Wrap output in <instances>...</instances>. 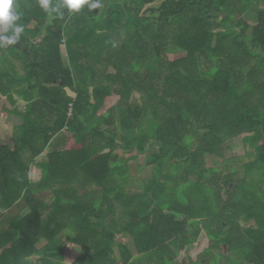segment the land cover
Segmentation results:
<instances>
[{"label":"trees","instance_id":"trees-1","mask_svg":"<svg viewBox=\"0 0 264 264\" xmlns=\"http://www.w3.org/2000/svg\"><path fill=\"white\" fill-rule=\"evenodd\" d=\"M155 1L100 0L60 17L15 0L24 32L0 46V97L27 108L0 141V237L23 226L47 239V264H64V242L84 251L75 264H135L120 232L141 257L171 264L204 234L206 251L248 246L264 264V0H166L161 17H141ZM254 6L249 26L239 16ZM241 133L245 155L208 167ZM44 149L51 161L33 184ZM134 160L155 165L143 184ZM241 218L255 225L241 231Z\"/></svg>","mask_w":264,"mask_h":264},{"label":"rangeland","instance_id":"rangeland-1","mask_svg":"<svg viewBox=\"0 0 264 264\" xmlns=\"http://www.w3.org/2000/svg\"><path fill=\"white\" fill-rule=\"evenodd\" d=\"M166 0H157L151 4L145 5L144 8L141 11V17H156L159 18L162 15L161 12V7L163 5V3ZM259 14L260 11L256 8V6L253 7V10H251L250 12H248L247 14L241 15L239 16V18L241 20H243L244 22H246L249 26H254L256 24V22L259 19ZM234 30L238 31V28H233ZM224 30V29H223ZM158 49V48H157ZM258 50H254V52H256ZM63 52L64 55L66 56V58L68 57V52L67 49L64 47L63 48ZM186 54L183 53H179V54H175L174 59L175 60H179L182 59ZM17 67H19L20 63H16L15 64ZM2 69H5L4 66L1 65ZM19 70L22 72L21 67L19 68ZM7 86H10L9 84ZM131 100L135 103H140L141 102V96L139 94V92H135L133 94V97L131 98ZM25 105V103L21 100H19L18 106L23 108ZM16 105H13L11 103V101L7 98V96H3L0 98V108L2 107H7V108H15ZM71 114H73V112H71ZM21 119L20 117H18V115L16 114H9V113H5L3 111V113H1L0 115V137L4 138L6 137V134H11L12 131V126L16 125L17 123H20ZM10 126V129H9ZM9 129V130H8ZM6 132V133H5ZM246 133L243 134H238L237 136L233 137L232 140L228 141L225 143V156L224 158H209L207 159V166L210 168H216V167H221L223 166V164H225L226 161L232 159V158H236L239 156H244L246 153V149H247V144L244 141V137H245ZM141 165L140 160H134V161H130L129 162V166H130V176L137 179V181H145V180H150L152 178V174H153V168L155 165H150L149 167L143 168L142 170L139 169V166ZM239 174L243 175L244 171L243 170H239ZM212 175L208 174L206 175L205 181L209 180L211 178ZM143 184V182H142ZM137 187V186H136ZM224 199H228L226 195L223 196ZM185 216L184 215H180L178 214V217L176 218L177 222H183ZM188 220H192V219H188ZM239 223L241 225H244L246 227L251 226V225H255V221L253 219H246V218H241L239 219ZM115 239L117 241H120L122 243H124L127 246H130L131 248V254H132V259L130 260V263H138L140 260H144L145 264H169V263H165V262H158V260L156 258H146V257H141L136 250L133 248L132 244V237L131 234H125L124 233H120L118 232L115 236ZM210 244L208 243V239L207 237L201 236L198 241H196L194 244H191L190 246H188L185 249V253L187 251L193 252V255H195V252L204 250V249H210ZM77 248H81V247H77ZM233 248L235 249V251H239L238 246H234L231 247L228 246V248L226 247V249L230 252L233 250ZM85 249V248H84ZM216 250H219V256L217 255L216 258L221 259L222 257L224 258L223 255V250L217 248ZM173 253L174 256L171 258V256L169 258H171V261H173V263H177L175 258H177L178 254H179V250L175 247L173 249ZM233 253L232 252V256L230 257H226L228 259V264H238L235 262L234 259H232L233 257ZM239 254V253H238ZM237 254V255H238ZM79 256V254L75 253L74 250L70 249L67 252V262L68 263H73L75 258H77ZM183 255H180V258H182ZM179 259V258H178ZM214 259V258H213ZM212 256L208 255L205 256V261L206 264H214L216 261H213ZM142 260V261H143ZM181 260V259H180ZM171 263V264H173Z\"/></svg>","mask_w":264,"mask_h":264},{"label":"crops","instance_id":"crops-1","mask_svg":"<svg viewBox=\"0 0 264 264\" xmlns=\"http://www.w3.org/2000/svg\"><path fill=\"white\" fill-rule=\"evenodd\" d=\"M3 97V96H1ZM0 97V98H1ZM16 99H18L15 108H7V107H2L0 108V115L3 113H9V114H16V111L14 110H25L26 107V102L22 100L21 98H18L16 96ZM19 100L23 101L25 103L24 107L21 108L18 106ZM18 117H20L18 115ZM21 119V118H20ZM23 120L21 119L20 123H17L16 125L12 126V131L11 134H6V137L1 138V142H8L12 141L16 132L17 128L22 125ZM10 129V126H9ZM8 129V130H9ZM6 133V132H5ZM51 151L48 149H44L41 151L35 158V164L30 167V172H29V178L31 182L37 183L41 180L42 178V173L41 169L39 167V164L41 163H50L51 158H50ZM32 194H28V196H31ZM20 200L17 202L19 203ZM2 200H0V209H2L1 204ZM5 206H7V203H4ZM15 226V224H14ZM10 233L6 234L5 237H0V264H47L46 261H43L42 257L45 256L43 252L47 253L48 249L46 248L49 244V241L43 237H38L37 234H33V232L27 228H23L21 226V229H10ZM79 246L71 244V243H65L64 246H59V250L62 249L59 254L63 255V263L64 264H75L78 259L82 257L84 254V251L82 248H77ZM8 249V254L4 255V252ZM72 249L75 251V253L79 254L77 258H75L73 263H68L67 262V252ZM60 260H58L59 262Z\"/></svg>","mask_w":264,"mask_h":264},{"label":"clouds","instance_id":"clouds-1","mask_svg":"<svg viewBox=\"0 0 264 264\" xmlns=\"http://www.w3.org/2000/svg\"><path fill=\"white\" fill-rule=\"evenodd\" d=\"M42 9L49 16L55 13L62 17V8H66L70 12H79L84 5H88L89 10L101 7L100 0H61L60 3L53 5L52 0H38ZM21 14L17 10L15 0H0V46L14 45L24 32V26L18 23Z\"/></svg>","mask_w":264,"mask_h":264},{"label":"flooded vegetation","instance_id":"flooded-vegetation-1","mask_svg":"<svg viewBox=\"0 0 264 264\" xmlns=\"http://www.w3.org/2000/svg\"><path fill=\"white\" fill-rule=\"evenodd\" d=\"M240 220L236 221V224L241 227V231L245 230L246 228H251V226H244L241 225L239 223ZM241 237H243L246 240H252V242L254 241V239H257V236H254V234H241ZM209 243V241H208ZM210 244V243H209ZM219 249L223 250V255L224 258L222 257L221 259L216 258V256H219V250L216 249H211L209 251H206L207 249L195 252V255H193V252L187 251L185 253V251L183 252L184 257L180 258V255L182 254V252H179L176 260L177 263L175 264H206L205 261V256H212L213 261H216L214 264H228V259L226 258L227 256L231 258L232 254L226 249L225 245H220L218 247ZM245 249V250H243ZM248 249V250H246ZM239 253V254H238ZM238 254V255H237ZM173 256H171L172 258ZM220 257V256H219ZM158 260V257H155ZM171 258L168 257V260L171 261ZM179 258V259H178ZM256 255L253 254L249 247H239V251H236L233 253V257L232 259L235 260L236 263L238 264H255V260H256ZM181 259V260H180ZM173 263V261H171ZM174 264V263H173Z\"/></svg>","mask_w":264,"mask_h":264},{"label":"water","instance_id":"water-1","mask_svg":"<svg viewBox=\"0 0 264 264\" xmlns=\"http://www.w3.org/2000/svg\"><path fill=\"white\" fill-rule=\"evenodd\" d=\"M92 92H94V88H92ZM93 100H95V97H93ZM109 150H107L106 152H108ZM100 155H98L96 158H98Z\"/></svg>","mask_w":264,"mask_h":264}]
</instances>
